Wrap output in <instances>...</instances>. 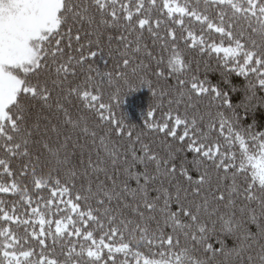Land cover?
Wrapping results in <instances>:
<instances>
[{"label":"trees","instance_id":"trees-1","mask_svg":"<svg viewBox=\"0 0 264 264\" xmlns=\"http://www.w3.org/2000/svg\"><path fill=\"white\" fill-rule=\"evenodd\" d=\"M13 72L0 264H264V0H62Z\"/></svg>","mask_w":264,"mask_h":264},{"label":"rangeland","instance_id":"rangeland-1","mask_svg":"<svg viewBox=\"0 0 264 264\" xmlns=\"http://www.w3.org/2000/svg\"><path fill=\"white\" fill-rule=\"evenodd\" d=\"M225 1V0H218ZM253 4L256 0H250ZM62 0H0V121L6 117L5 108L22 87L13 70L27 71L37 65L39 43L57 27V12ZM170 11H181L166 3ZM224 55L236 54L235 48L214 46ZM254 176L264 181V153L251 157ZM58 224V230L66 226ZM144 264H159L156 262Z\"/></svg>","mask_w":264,"mask_h":264}]
</instances>
